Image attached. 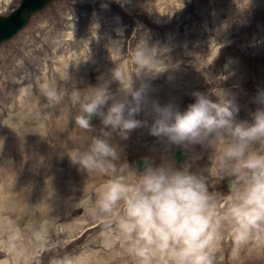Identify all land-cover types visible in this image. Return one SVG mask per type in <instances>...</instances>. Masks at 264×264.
<instances>
[{
	"label": "rangeland",
	"instance_id": "1",
	"mask_svg": "<svg viewBox=\"0 0 264 264\" xmlns=\"http://www.w3.org/2000/svg\"><path fill=\"white\" fill-rule=\"evenodd\" d=\"M18 2L0 0V14ZM145 47L144 63L153 72L137 75L135 54ZM114 72L122 74V84ZM131 80L134 91L143 89L135 116L142 125L126 139L118 132L108 137L118 153L117 175L135 179L144 171L136 170L134 156L147 155L152 167L204 178L217 209L226 211L231 194L225 181L233 177L221 159L224 141L209 136L180 144L191 155L177 167V144L150 134L153 107L172 105L184 113L195 93L213 103L223 93L235 109L233 124L253 125L264 110L258 98L264 93V0H52L2 43L0 263L18 256V264H138L113 223L115 214L93 211L111 176L87 173L71 159L102 138V129L109 131L99 117L91 131L79 128L80 104L101 87L131 101L123 90ZM250 150L264 154V138ZM213 264H264V230L237 246L225 222Z\"/></svg>",
	"mask_w": 264,
	"mask_h": 264
},
{
	"label": "clouds",
	"instance_id": "2",
	"mask_svg": "<svg viewBox=\"0 0 264 264\" xmlns=\"http://www.w3.org/2000/svg\"><path fill=\"white\" fill-rule=\"evenodd\" d=\"M149 49L136 52V62L147 70ZM155 59V57H153ZM155 73V72H154ZM122 84V74L113 73ZM124 92L131 101L116 100L106 88L80 104L76 125L91 131L93 116L101 119L102 138H93L85 152L76 151L73 163L88 172L99 171L111 178L95 201L94 212L113 216V223L129 246L138 264H213L218 237L225 222H231L237 246L247 242L254 231L264 230V154L250 150V145L264 138V110L255 113L254 124H233L235 111L231 101L219 93L220 102L213 103L204 94L195 93L196 101L184 113L172 105H154V122L150 134L166 137L171 143L203 142L209 136L224 141L222 162L231 170L230 205L218 210L204 178L169 166L147 165L142 174L130 180L117 175L114 161L118 153L108 140L112 132L126 139L140 127L135 119L141 110L143 89L133 90L132 80ZM47 96L56 98L55 91ZM258 98L264 103V93ZM74 102L81 98L78 92ZM109 100L113 102L104 112Z\"/></svg>",
	"mask_w": 264,
	"mask_h": 264
},
{
	"label": "water",
	"instance_id": "3",
	"mask_svg": "<svg viewBox=\"0 0 264 264\" xmlns=\"http://www.w3.org/2000/svg\"><path fill=\"white\" fill-rule=\"evenodd\" d=\"M51 0H20L19 5L8 15H0V43L11 38L19 29H21L28 21L29 17L38 10L45 7ZM147 23H149L147 21ZM97 116H93L94 121ZM175 164L182 166L184 161L189 158L190 153L183 147L177 146L173 150ZM149 161V157L144 155H136L134 162L138 171H144ZM232 178L226 179L225 183L230 190Z\"/></svg>",
	"mask_w": 264,
	"mask_h": 264
},
{
	"label": "bare ground",
	"instance_id": "4",
	"mask_svg": "<svg viewBox=\"0 0 264 264\" xmlns=\"http://www.w3.org/2000/svg\"><path fill=\"white\" fill-rule=\"evenodd\" d=\"M48 108V107H47ZM47 108H45V110L47 111L48 109ZM36 109H38V108H36ZM48 122H49V119H48ZM48 127V126H47ZM52 138H55L54 136H52ZM53 140V139H52ZM51 140V141H52ZM83 194V192L81 193V195ZM79 195H80V193H79ZM18 259V256H17V258L15 259L14 258V260L15 261H13V262H9V261H7V260H5V261H3L2 263H0V264H18V261L16 262V260Z\"/></svg>",
	"mask_w": 264,
	"mask_h": 264
}]
</instances>
